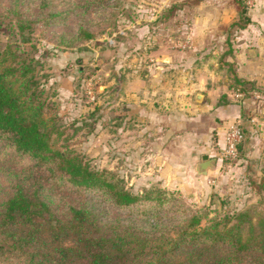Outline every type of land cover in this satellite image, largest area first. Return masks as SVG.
<instances>
[{
	"label": "trees",
	"instance_id": "16d2710c",
	"mask_svg": "<svg viewBox=\"0 0 264 264\" xmlns=\"http://www.w3.org/2000/svg\"><path fill=\"white\" fill-rule=\"evenodd\" d=\"M237 5L235 24L244 27L247 0ZM123 6L125 0H12L0 10V35L7 30L9 39L32 45L41 28L67 27L74 13L77 26L62 30L57 44L81 47L118 22ZM172 14L168 8L163 17ZM42 66L30 50L0 46V176L12 187L0 200L2 264H264V175L257 202L204 225L202 208L161 186L135 193L63 142Z\"/></svg>",
	"mask_w": 264,
	"mask_h": 264
},
{
	"label": "rangeland",
	"instance_id": "374dc122",
	"mask_svg": "<svg viewBox=\"0 0 264 264\" xmlns=\"http://www.w3.org/2000/svg\"><path fill=\"white\" fill-rule=\"evenodd\" d=\"M11 1L0 0V10L9 7ZM196 4L197 0H125L118 22L81 47L57 44L62 30L77 26L80 19L74 13L67 27L41 28L32 45L9 39V31L5 30L0 35V46L10 44L30 50L43 62L40 72L47 74L44 88L55 103L66 145L83 152L92 167L114 172L135 193L161 186L192 208H202L205 217L200 224L204 225L214 215H230L258 201L259 193L264 192V188L259 192L257 186L264 175V145H259L257 151L241 149L237 158L223 157L221 172L215 171L214 175L218 186L213 185L204 197L180 187L174 177L157 174L154 155L145 144L148 135L142 115L136 112L140 105L147 106L150 101L160 102L161 111L173 112L178 106L174 102L177 90L192 87L199 74H214L223 87L240 92L239 98L250 95L249 91H263L250 83L240 89L232 66L221 63L224 52L221 54L220 48L217 51V45L225 43L214 37L209 47L200 51L199 64H195L199 48L188 44L187 36L192 23L189 12ZM168 8H173V14L165 19ZM88 17L95 20V12ZM157 37L162 47L155 44ZM158 56L159 65L150 60ZM185 59L190 63H185ZM153 70L161 72L160 91L148 98L145 89L158 84V79H150ZM183 94L179 107L186 101ZM11 191V182L0 176V200Z\"/></svg>",
	"mask_w": 264,
	"mask_h": 264
},
{
	"label": "crops",
	"instance_id": "0c3cea01",
	"mask_svg": "<svg viewBox=\"0 0 264 264\" xmlns=\"http://www.w3.org/2000/svg\"><path fill=\"white\" fill-rule=\"evenodd\" d=\"M193 8L189 12L192 23L187 43L199 48L193 60L195 64H199L200 51L209 47L214 37L225 43L226 46L217 45V51L220 48L221 54L224 52L221 63L232 66L237 83H250L263 90L259 94L249 91L250 95L239 98L241 95L230 86L223 87L215 80L214 74L202 77L199 74L192 87L177 90L174 102L178 106L173 112L161 111L162 104L151 101L137 109L147 131L144 140L154 155L157 174L174 177L180 187L205 197L213 185L218 186L214 175L215 171L221 172L220 151L225 131L232 121H240L244 129L242 149L257 151L259 145H264V0H247L250 21L244 27L235 24L240 17L237 0H197ZM140 16L143 17V13ZM132 37L136 41V37ZM156 40L155 44L162 47L158 37ZM160 59L158 56L150 60L159 65ZM189 61L185 59V63ZM152 74L150 79H158V84L145 89L148 98L160 91L161 72L153 70ZM183 92L186 101L179 107ZM197 94L202 95L201 99H197ZM131 96L139 97L134 93ZM204 154L216 160L201 175L196 166Z\"/></svg>",
	"mask_w": 264,
	"mask_h": 264
},
{
	"label": "built area",
	"instance_id": "2783aa9c",
	"mask_svg": "<svg viewBox=\"0 0 264 264\" xmlns=\"http://www.w3.org/2000/svg\"><path fill=\"white\" fill-rule=\"evenodd\" d=\"M187 44V43H186ZM239 95V93H237ZM244 139V130L240 121H232L227 127L224 135V145L220 155L224 158H237L239 155L238 144Z\"/></svg>",
	"mask_w": 264,
	"mask_h": 264
},
{
	"label": "water",
	"instance_id": "95a60500",
	"mask_svg": "<svg viewBox=\"0 0 264 264\" xmlns=\"http://www.w3.org/2000/svg\"><path fill=\"white\" fill-rule=\"evenodd\" d=\"M202 95L197 94V99H201ZM216 158L213 156H209L208 154H204L202 157V160L197 164L196 171L198 174L204 175L207 168L212 166V164L215 162ZM213 197L217 200L219 206H221V200L218 199V196L216 194L213 195Z\"/></svg>",
	"mask_w": 264,
	"mask_h": 264
}]
</instances>
